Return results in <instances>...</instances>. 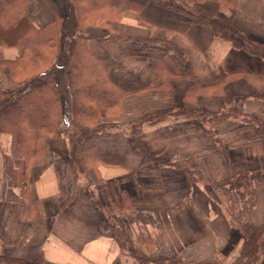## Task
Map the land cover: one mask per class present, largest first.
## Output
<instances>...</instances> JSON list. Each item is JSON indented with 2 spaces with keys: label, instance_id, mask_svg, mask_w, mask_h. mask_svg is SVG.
<instances>
[{
  "label": "crops",
  "instance_id": "1",
  "mask_svg": "<svg viewBox=\"0 0 264 264\" xmlns=\"http://www.w3.org/2000/svg\"><path fill=\"white\" fill-rule=\"evenodd\" d=\"M168 1L178 9L154 1L138 12L120 5L115 21L85 27L93 36L88 50L132 90L116 117L99 120L106 126L92 139L97 154L111 156L108 163L97 160L76 173L65 129L46 140L41 162L27 164L12 156L10 135L0 134V255H41L45 264H138L125 242L145 255L235 264L243 238L227 203L235 204L234 218L264 227V107L253 82L264 58L191 22L197 14L214 17L264 44V0ZM28 9L35 25L61 14L56 0H32ZM163 40L183 58L159 51ZM20 54L0 45V95L17 86L7 62ZM65 61V53L54 60ZM193 80L199 91H189ZM220 114L226 117H213ZM186 160L197 168L195 181L173 163ZM255 171L260 178L244 198L213 186Z\"/></svg>",
  "mask_w": 264,
  "mask_h": 264
},
{
  "label": "trees",
  "instance_id": "2",
  "mask_svg": "<svg viewBox=\"0 0 264 264\" xmlns=\"http://www.w3.org/2000/svg\"><path fill=\"white\" fill-rule=\"evenodd\" d=\"M31 1L0 0V45L21 49L18 58L7 62L10 76L17 86L0 95V134L10 135L12 156L25 160L27 164L41 162L46 140L59 136L65 129L70 140L68 157L76 173L97 160L108 163L106 158L111 156L97 154L92 139L106 126L99 120L117 116L132 90L111 79L105 60L88 50L87 41L93 36L85 33V27H105L108 22L115 21L122 13L120 5L134 12L148 1L165 8H178L168 0H56L61 14L50 22L35 25L28 9ZM227 2L234 6L237 0ZM191 22L209 25L219 37L230 40L247 53L264 58V44L246 39L224 21L197 14L191 17ZM160 42L159 51L171 50L183 58L182 51L175 45L164 40ZM59 53L66 54L63 66L54 62ZM253 82L254 96L264 107V72L254 74ZM201 87L193 80L189 91H199ZM236 108L237 104L230 106L229 110L235 112ZM173 163L187 172L189 180L199 178L191 160ZM259 178L260 172L255 171L230 177L213 186L244 198ZM234 208L230 204L226 211L235 221L236 232L243 238L234 263L264 264V241H260L264 227L234 218ZM127 250L138 264H217L215 259L190 263L174 255H145L130 245ZM0 264L45 263L41 255L25 259L2 254Z\"/></svg>",
  "mask_w": 264,
  "mask_h": 264
},
{
  "label": "rangeland",
  "instance_id": "3",
  "mask_svg": "<svg viewBox=\"0 0 264 264\" xmlns=\"http://www.w3.org/2000/svg\"><path fill=\"white\" fill-rule=\"evenodd\" d=\"M116 117V116H115ZM238 196V195H237ZM239 197V196H238ZM232 204L233 207L235 206V204L233 202H228L227 205H226V209L228 207V205ZM230 212V210H229ZM127 246H128V243H125V246H124V251H126L128 253V250H127ZM129 254V253H128Z\"/></svg>",
  "mask_w": 264,
  "mask_h": 264
}]
</instances>
